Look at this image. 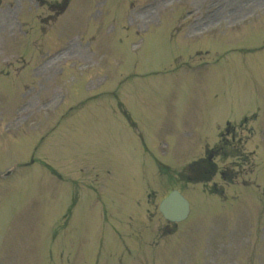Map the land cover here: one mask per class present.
Returning <instances> with one entry per match:
<instances>
[{
	"label": "rangeland",
	"instance_id": "rangeland-1",
	"mask_svg": "<svg viewBox=\"0 0 264 264\" xmlns=\"http://www.w3.org/2000/svg\"><path fill=\"white\" fill-rule=\"evenodd\" d=\"M150 1L0 0V264H264V0ZM215 2L223 8L203 15ZM182 12L195 15L174 37L214 32L169 43ZM253 13L261 19L240 28ZM65 43L91 54L36 77L34 62ZM198 50L208 57L179 67ZM251 116L230 127L233 141L224 133L228 157L216 160L233 181L188 183L180 170L219 128ZM31 157L71 183L97 182L108 211L88 195L72 213L69 183L38 162L19 168ZM172 189L190 214L167 235L158 205Z\"/></svg>",
	"mask_w": 264,
	"mask_h": 264
},
{
	"label": "water",
	"instance_id": "water-1",
	"mask_svg": "<svg viewBox=\"0 0 264 264\" xmlns=\"http://www.w3.org/2000/svg\"><path fill=\"white\" fill-rule=\"evenodd\" d=\"M160 212L166 219L181 221L188 213V203L177 192H172L160 205Z\"/></svg>",
	"mask_w": 264,
	"mask_h": 264
},
{
	"label": "bare ground",
	"instance_id": "bare-ground-1",
	"mask_svg": "<svg viewBox=\"0 0 264 264\" xmlns=\"http://www.w3.org/2000/svg\"><path fill=\"white\" fill-rule=\"evenodd\" d=\"M59 55H61V54H59ZM59 55H58V56H59ZM58 56H57V57H58Z\"/></svg>",
	"mask_w": 264,
	"mask_h": 264
}]
</instances>
